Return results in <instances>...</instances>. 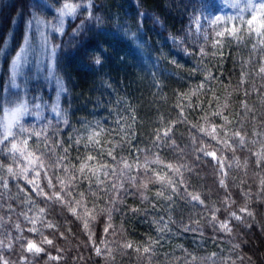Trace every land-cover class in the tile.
<instances>
[{"label":"trees","instance_id":"trees-1","mask_svg":"<svg viewBox=\"0 0 264 264\" xmlns=\"http://www.w3.org/2000/svg\"><path fill=\"white\" fill-rule=\"evenodd\" d=\"M247 2L0 0V117L26 106L0 127V260L264 264V37L197 26ZM37 19L51 76L12 87Z\"/></svg>","mask_w":264,"mask_h":264},{"label":"snow or ice","instance_id":"snow-or-ice-1","mask_svg":"<svg viewBox=\"0 0 264 264\" xmlns=\"http://www.w3.org/2000/svg\"><path fill=\"white\" fill-rule=\"evenodd\" d=\"M234 6L239 4V0H233ZM89 8L91 7V0H89ZM78 5H72V4H65L63 8L59 10V14L61 17L60 25L57 30L63 31V17L64 16H73L76 13ZM250 12V15H245V13ZM89 19H91V13H89ZM96 19H99L98 17ZM237 20L240 21V27L242 28L245 24L247 25L249 33H255L256 36L264 37V0H261V3L256 4L255 0H248L247 5L245 8L241 9L240 13H238L236 16H230L227 18L224 17H215L211 20V26H213L214 29H220L216 32V36L218 38H224V37H232L237 40H239V32H238V25ZM33 21H29V27H31V24ZM37 23H43L42 21H37ZM199 23V21H197ZM84 22L82 21L80 25L77 26L76 29L73 30V38H75L77 35H79L80 31L83 29ZM220 43V40L218 39L216 44H214V47H217ZM25 44H27V37H25ZM56 49H52V53L55 54ZM25 53V49L21 48L20 52L17 53L16 59L13 61V69L15 74V69L19 65L21 59L23 58ZM201 53L203 54V50H201ZM84 55H88L87 49L84 51ZM95 63L99 65L101 63L100 57L97 56L95 58ZM59 83V82H58ZM61 90L62 86H61ZM40 106L37 105V108ZM58 106L53 107V111L57 110ZM26 110V106L21 105L20 107H17L16 109L12 110L10 115L8 116V127L11 128V126L19 119L20 116L24 114ZM67 123V121H65ZM43 129L39 131V133L35 132H29L28 136L36 135L37 138H41L43 134ZM167 133H165V136ZM44 139H46V136H43ZM91 142V141H90ZM77 143H79V140H77ZM15 145H13V148L15 149ZM65 152H68V149H65ZM213 157L215 156V153L210 154ZM89 160H91V157H88ZM83 167V165H82ZM43 212V210H41ZM27 244L26 251L29 253L32 252H42L43 250L39 248V246L36 244L34 240H27L25 241ZM50 244L51 241H48ZM0 250H2V247H0ZM97 254L99 255V250L97 249ZM51 258V257H50ZM55 259L59 260V256L55 257ZM0 264H7V261L0 260Z\"/></svg>","mask_w":264,"mask_h":264},{"label":"rangeland","instance_id":"rangeland-1","mask_svg":"<svg viewBox=\"0 0 264 264\" xmlns=\"http://www.w3.org/2000/svg\"><path fill=\"white\" fill-rule=\"evenodd\" d=\"M216 16H217L216 13L206 10L201 15V17L198 18L199 23H197V26H199L203 21H211ZM67 17H70V16L63 17V24ZM60 20H61V17H60L59 10H58V14H57L58 25H60ZM37 21H42L43 23L38 24ZM37 21H35L33 25H31V27L27 28V32L25 36L27 37V44L24 43L22 47L25 49V53L19 65L15 69V74H14L13 62H12V68H11V73L13 76L11 79L12 87L16 86V81H12V80H15L18 76H20L26 70L31 71V76H41L42 77V76L47 75L46 77L47 79L51 76V71H52L51 54L49 53L47 44L44 39V30L46 27V23L41 19H37ZM16 56L14 57V60L16 59ZM140 70L142 71V69ZM17 107H20V106H17ZM17 107L12 108L7 112H4L3 115L0 117V127L2 130L9 129L8 120H7L8 116L10 115L11 111L16 109Z\"/></svg>","mask_w":264,"mask_h":264}]
</instances>
